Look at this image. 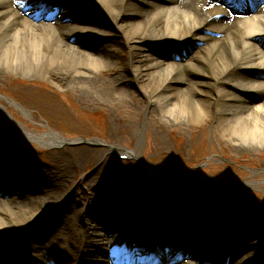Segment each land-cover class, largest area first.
I'll list each match as a JSON object with an SVG mask.
<instances>
[{
    "label": "bare ground",
    "instance_id": "obj_1",
    "mask_svg": "<svg viewBox=\"0 0 264 264\" xmlns=\"http://www.w3.org/2000/svg\"><path fill=\"white\" fill-rule=\"evenodd\" d=\"M46 1L0 0V75L5 68L21 75L35 71L87 99L110 98L111 92L126 96L133 85L175 120L198 123L212 115L229 137L240 142L238 146L254 147L242 141L251 136L264 144L262 0H251L247 6L234 0H57V7L37 22L35 13ZM85 1L88 7L71 9ZM110 13L113 25L105 20ZM112 26L131 50L127 60L123 50L113 52ZM142 42L172 46L171 62ZM0 111L11 121L1 102ZM15 127L14 132L41 143L65 140L57 132L38 135L16 123ZM9 141L0 136V183L4 187L0 193L7 196L12 191L0 198V262L110 264L117 259L118 264H133L146 247L143 254H148V260L170 264L182 255L152 243L141 245L143 239L135 232L143 227L146 233L148 228L164 243H173L182 237L179 226L185 225V244L180 249L191 260L182 264H264V248L256 240L264 237V229L256 223L244 226L226 221L220 232H211L218 221L189 211L180 200L158 210H153L154 200L127 201L115 191L86 201L78 190L70 191L69 183L58 187L55 173L27 164L30 155L1 148ZM143 141L142 133L129 153L145 162L139 150ZM108 146L112 151L125 147L120 142ZM111 207L119 224L108 225L110 220L97 214ZM168 220L169 232L162 229ZM24 228L31 235L20 239L15 232ZM50 231L53 235L44 238ZM222 238L242 240L249 247L228 246Z\"/></svg>",
    "mask_w": 264,
    "mask_h": 264
},
{
    "label": "rangeland",
    "instance_id": "obj_2",
    "mask_svg": "<svg viewBox=\"0 0 264 264\" xmlns=\"http://www.w3.org/2000/svg\"><path fill=\"white\" fill-rule=\"evenodd\" d=\"M57 2L47 0L37 9L34 19L37 22L46 19L47 13L57 7ZM79 5L88 7L85 1L73 4L71 9L76 12L73 8ZM105 20L112 25L115 23L111 13ZM109 29L113 52L123 50L125 59H129L131 50L124 46L121 34L113 26ZM142 43L149 44L148 49L153 54L171 62L172 46ZM35 73L21 75L19 71L5 68L0 75V102L14 122L4 119V112L0 111V136L10 139V144L1 148L9 147L30 155L26 163L42 172L55 173L58 187L69 183L70 191L78 190L86 201L113 191L127 201L154 200L157 205L153 210L180 200L189 211L218 221L210 228L211 232H220L226 221L233 225L256 223L258 228L264 229V144L258 143L256 137L242 138L246 145L251 142L254 147L238 146L240 142L229 137L212 115L198 123L175 120L160 106L154 107L133 85L129 86L126 96L111 92L110 98L100 95L87 99L72 87L59 86L51 77ZM35 77L38 80L33 81ZM28 86L32 89H27ZM15 123L38 135L57 132L65 140L58 144L41 143L36 137L14 132ZM142 133L144 141L139 150L151 168L142 164L140 157L122 160L118 153L108 150L112 142H120L125 149L133 150ZM80 138L95 142L82 144ZM205 179L215 182L208 183ZM1 190H4L2 183ZM11 194V190L7 196L0 193V198ZM49 200L53 202V196ZM113 210L114 207L106 208L97 214L110 220L108 225L119 224ZM76 225L81 226L80 220L77 219ZM171 225L168 220L162 224V229L169 232ZM179 227L182 239L177 244L184 241L186 230L183 229L187 226ZM142 229L135 232L138 239L161 242L148 228H145L146 233ZM15 233L20 239L31 235L28 228ZM52 235L50 231L44 238ZM222 239L228 246L249 247L242 240ZM143 253L142 250L136 264H159L148 260V254ZM178 254L182 257L170 264L191 260L183 251ZM110 264H118V260Z\"/></svg>",
    "mask_w": 264,
    "mask_h": 264
},
{
    "label": "water",
    "instance_id": "obj_3",
    "mask_svg": "<svg viewBox=\"0 0 264 264\" xmlns=\"http://www.w3.org/2000/svg\"><path fill=\"white\" fill-rule=\"evenodd\" d=\"M82 141L80 143L82 144H92L94 143L95 141L94 140H91V139H87V138H80Z\"/></svg>",
    "mask_w": 264,
    "mask_h": 264
}]
</instances>
